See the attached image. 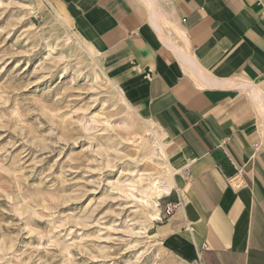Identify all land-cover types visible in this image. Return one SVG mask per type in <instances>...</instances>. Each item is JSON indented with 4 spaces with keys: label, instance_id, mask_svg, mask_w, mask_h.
<instances>
[{
    "label": "rangeland",
    "instance_id": "obj_1",
    "mask_svg": "<svg viewBox=\"0 0 264 264\" xmlns=\"http://www.w3.org/2000/svg\"><path fill=\"white\" fill-rule=\"evenodd\" d=\"M106 50L54 0H0V264H181L140 202L166 170L138 125L167 141L136 66Z\"/></svg>",
    "mask_w": 264,
    "mask_h": 264
},
{
    "label": "crops",
    "instance_id": "obj_2",
    "mask_svg": "<svg viewBox=\"0 0 264 264\" xmlns=\"http://www.w3.org/2000/svg\"><path fill=\"white\" fill-rule=\"evenodd\" d=\"M54 1L136 66L174 166L165 248L181 264H264V0Z\"/></svg>",
    "mask_w": 264,
    "mask_h": 264
},
{
    "label": "bare ground",
    "instance_id": "obj_3",
    "mask_svg": "<svg viewBox=\"0 0 264 264\" xmlns=\"http://www.w3.org/2000/svg\"><path fill=\"white\" fill-rule=\"evenodd\" d=\"M147 1H148L147 3H150L151 1H154V0H147ZM88 51L92 55L96 54L95 49L92 48L91 46H88ZM185 62H186V60H185ZM199 82H200V80H199ZM111 85H113V84H111ZM122 96H123L122 101L125 104L130 105L128 94H126L124 91H122ZM123 102H121V103L123 104ZM128 107L130 108V106H128ZM262 108H264V105ZM139 122H140V120H139ZM142 125H144V124L138 125V130L135 133L136 138H135V141L134 140L133 141L135 143L139 142L140 144L143 143V144L147 145L148 146V150H147L148 160H152L154 158L158 159L159 162L158 163L156 162L155 164L158 165V167H161L160 169L166 170L164 172V174H166V175L163 179L160 177H158V178L150 177V180L147 179L149 182L147 183L146 188L142 191V197L140 199V202L143 206H146L147 208L151 207L153 209V210L151 209L152 212L149 213L148 218H150L151 222L152 221L154 222L156 220L159 221L160 217H161V213H160V211H161L160 210L161 200H163L164 198H167L169 195H171L173 192V189L176 187L175 181H174V169H173L174 166L172 164V159H171V156L169 154V145H168V143L167 144L164 143L163 140L161 139V136H159L157 134V132L154 131V129L156 127L154 129H152V127L149 126L150 124L149 125L145 124L146 126H142ZM263 136H264V133H263ZM164 163H165V165L167 164L166 167H165ZM143 181H144V179H141L140 182L143 183ZM151 226H152V224H151ZM148 228L149 227H146L145 229L148 230ZM155 235L157 236L156 233H155Z\"/></svg>",
    "mask_w": 264,
    "mask_h": 264
},
{
    "label": "built area",
    "instance_id": "obj_4",
    "mask_svg": "<svg viewBox=\"0 0 264 264\" xmlns=\"http://www.w3.org/2000/svg\"><path fill=\"white\" fill-rule=\"evenodd\" d=\"M261 4H262L263 10H264V1H262ZM263 27H264V24H263ZM184 172L187 174L188 173L187 169H185ZM176 207L177 206L174 204L166 205L163 213H161L162 215H161L159 221H165V220H168L169 218H171L177 209Z\"/></svg>",
    "mask_w": 264,
    "mask_h": 264
}]
</instances>
